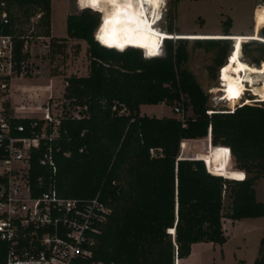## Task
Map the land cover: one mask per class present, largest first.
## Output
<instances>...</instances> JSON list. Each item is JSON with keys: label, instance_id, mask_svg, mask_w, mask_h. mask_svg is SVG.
<instances>
[{"label": "trees", "instance_id": "trees-1", "mask_svg": "<svg viewBox=\"0 0 264 264\" xmlns=\"http://www.w3.org/2000/svg\"><path fill=\"white\" fill-rule=\"evenodd\" d=\"M0 2L8 16L6 23L0 22V35L11 37L15 73L27 58L20 20L28 22L39 14L31 34L49 38L51 60L66 56L69 39L86 43L88 73L64 76L62 98L69 102L71 115L60 119L59 138L51 143L56 170L38 165L37 156L44 150L40 146L31 151L29 173L34 195L49 189L66 198L98 195L111 207L94 259L105 264H173L175 254L187 257L194 243L223 244V218L264 217L255 191L256 182L264 178V100L208 113V95L185 65L187 39L166 38L162 54L147 56L124 37L95 34L109 10L121 16L120 0H104L102 20L99 11L89 7L68 13L66 37L51 35L52 0ZM170 24L166 29L172 34ZM228 31L225 27L223 34ZM193 42L214 51L215 64L223 65L228 40ZM258 42L259 55L251 63L264 61V43ZM246 46L241 47L244 53ZM72 49L77 56L80 43ZM159 103L172 108L179 104L184 120L141 114V105ZM19 122L26 120H13ZM201 138L211 158H178L183 140ZM220 149H228V154ZM225 171L243 172L245 178L230 179ZM2 256L0 242V262ZM252 264H264V238Z\"/></svg>", "mask_w": 264, "mask_h": 264}, {"label": "rangeland", "instance_id": "rangeland-1", "mask_svg": "<svg viewBox=\"0 0 264 264\" xmlns=\"http://www.w3.org/2000/svg\"><path fill=\"white\" fill-rule=\"evenodd\" d=\"M135 5L136 2L134 3ZM87 7L94 11L97 10L96 12L99 11V19L102 20L105 8L104 0H98L96 7L91 5L82 6L79 0H52V34L56 37H66L67 14L81 11ZM173 11L174 15L171 18L170 15ZM261 12H264V0H163V3L159 5V19H157L156 27L167 31L166 28L171 22L170 25L174 32L170 36L173 35V37L191 34H223L225 33V27L229 28V35H262L264 33V24L260 25L259 28L257 27V14ZM35 19L33 16L29 18L28 22L20 20V24H18L25 31L26 36L23 44L25 46L23 50L27 52V59L23 62V69L19 73H11L5 82L0 80V101L1 103L6 102L7 107H11V105L29 107L32 109L30 112L34 115H40L42 112L34 111H39L37 107L44 102L53 99L55 102L63 101L64 76L87 74L89 62L85 53L86 43L76 39L68 40L66 56L56 55L54 60H51L50 56L52 53H49L47 45L49 38L36 37L31 34V31H34L33 23ZM117 19L119 22H116ZM106 20H112L113 23L106 26L104 21L96 30V35L124 37L121 32L124 20L122 1L121 16L116 17L115 13L109 10ZM93 37L95 39L96 36L93 35ZM172 40L175 41L177 38ZM187 40L188 57L185 65L195 75L200 86L208 95V106L210 109L207 111L208 113H211L212 109L230 112L236 106L246 102L255 104L264 100V61L261 63L259 61L258 64L251 63L259 55V51L256 49L258 46L257 39H245L242 41L241 47L243 44H247L246 52L244 53L243 49L240 50L239 63L233 64L235 66L233 69H237L235 71L229 69V59L237 40H228V50L220 68L215 64L214 51L209 52L203 48L195 47L193 41L198 39L190 38ZM75 43H80L81 46L77 56L74 55L72 49V45ZM162 49L163 46H161L160 54L163 53ZM142 55H145L144 51ZM30 57H32V61L28 59ZM240 64L246 65V67L240 69ZM226 67L228 71L224 72ZM249 69H255V71H249ZM55 71L59 74L53 75ZM241 71H243L244 76L243 84L233 88L234 91L239 92V95L226 94L223 91L224 86L221 85L223 76L233 79L234 82V79L240 76ZM47 84L50 85V88H35V86ZM26 86L34 87L30 88V90L22 91L21 88ZM49 92H51L52 96L47 98L50 94ZM233 104L235 106L232 109L231 106ZM140 109L141 114L148 116L176 117L172 107L164 103L156 105L143 104ZM189 114H191L190 109L186 112V115ZM206 144L205 138L183 140L178 158L209 159L211 155L206 151ZM204 164L206 165L205 162ZM224 173L230 179L236 178L240 174H243V179L245 178V173L243 172L225 171ZM255 191L257 200L264 205V178L256 182ZM222 230L226 237V241L223 244L212 242L194 243L191 246L189 255L180 259V264H252L258 255L261 239L264 238V217L242 218L235 221L223 218ZM172 239L174 240L173 233Z\"/></svg>", "mask_w": 264, "mask_h": 264}, {"label": "built area", "instance_id": "built-area-1", "mask_svg": "<svg viewBox=\"0 0 264 264\" xmlns=\"http://www.w3.org/2000/svg\"><path fill=\"white\" fill-rule=\"evenodd\" d=\"M7 17L0 2V22L6 23ZM11 50V37L0 35V80L4 82L15 73ZM68 105L64 99L48 101L37 107L42 114L34 116L29 107L11 111L0 101V264H105L93 255L98 235L111 213L110 206L98 195L66 198L54 189L32 194L31 151L44 146L37 163L52 172L56 170L51 143L59 138L60 119L65 113L71 115ZM172 110L184 120L179 104ZM72 116L79 117L75 111ZM15 119H25L26 123H13ZM173 264H180L176 254Z\"/></svg>", "mask_w": 264, "mask_h": 264}, {"label": "bare ground", "instance_id": "bare-ground-1", "mask_svg": "<svg viewBox=\"0 0 264 264\" xmlns=\"http://www.w3.org/2000/svg\"><path fill=\"white\" fill-rule=\"evenodd\" d=\"M122 1V9L124 8L125 3L127 0H121ZM136 0H132V8L127 10L128 14L135 17V20H129L128 16L125 14V11H123V26H122V34L124 38L127 40L128 45L130 46H137L143 49L145 55L147 56H155V55H149V52L152 50H155L157 52L156 55L160 54L161 46L163 45V41L165 38L173 37L170 36L171 33L161 30L156 27L157 25V15L159 6H155L151 3H143L142 5L136 2V5L134 6V3ZM160 5V4H159ZM143 11L144 15H139V13ZM139 21H144L145 23H139ZM147 25H150L151 28L149 29ZM178 35V34H176ZM180 35V34H179ZM175 36V35H174ZM183 36H189L193 39H199V38H224V39H234L236 37H256L257 40L264 41V36L262 35H248V34H232L226 36L225 34H191V35H182V36H175V37H183ZM163 37V39H162ZM236 40V39H234ZM245 40V39H244ZM162 41V43H161ZM243 40H240V45L242 44ZM161 43V44H160ZM237 43V42H236ZM143 45V46H142ZM158 46V47H157ZM121 50V49H120ZM235 52V47L231 53V56ZM240 57V53H239ZM238 57V58H239ZM231 58V57H230ZM230 65L229 69L232 70L235 68V62H231V59H229ZM234 64V65H233ZM243 71H241L240 76L238 78L233 79L223 76L221 85L224 86L223 91L226 94H229V87L232 88L239 87L241 84H243ZM231 94V93H230ZM229 94V95H230Z\"/></svg>", "mask_w": 264, "mask_h": 264}, {"label": "snow or ice", "instance_id": "snow-or-ice-1", "mask_svg": "<svg viewBox=\"0 0 264 264\" xmlns=\"http://www.w3.org/2000/svg\"><path fill=\"white\" fill-rule=\"evenodd\" d=\"M109 2L115 4L116 0H109ZM136 2L141 4V5L143 3H151V4H154L155 6L158 7L159 4L162 2V0H136ZM81 3H82V6L91 5L92 7H96L97 3H98V0H81ZM131 8H132V0H127V2L124 5V8L122 10L125 11V14L128 16L129 20H133L134 21L135 17H133L132 15L128 14V11H127V10H129ZM139 15H141V16L144 15L143 11H141L139 13ZM156 18L159 19V16L157 15ZM116 22H119V20L117 19ZM104 23L107 26V25L113 23V21L112 20H105ZM139 23H145V22L144 21H139ZM262 24H264V12H261V13L257 14V27L259 28L260 25H262ZM147 27L149 29L151 28L150 25H147ZM255 38L256 37H236V38H234V39L237 40V43L235 45V52L233 53V55L230 58L231 62L239 63L238 57H239V53H240V50H241V45H240L239 41L240 40H244V39H255ZM101 39H103V37H101ZM119 46L123 47V45H119ZM156 54H157V52L155 50H152V51L149 52V55H156ZM245 67H246V65H243V64L239 65L240 69H243ZM233 70L235 71L237 69H233ZM227 71H228V68L226 67L224 69V72H227ZM249 71H255V69H249ZM225 78L227 79V77H225ZM229 92L232 93L233 95H239V92L238 91H234L231 86L229 87ZM219 151L224 153L225 155L228 154V149H220ZM236 178L237 179H243V174L238 175Z\"/></svg>", "mask_w": 264, "mask_h": 264}, {"label": "crops", "instance_id": "crops-1", "mask_svg": "<svg viewBox=\"0 0 264 264\" xmlns=\"http://www.w3.org/2000/svg\"><path fill=\"white\" fill-rule=\"evenodd\" d=\"M51 35L52 36H54L53 34H52V29H51ZM56 37V36H55ZM23 51H25V50H23ZM26 52V51H25ZM27 59V58H26ZM28 59H31V61L33 60L32 59V57H30V58H28ZM23 64V63H22ZM21 69H23V66H22V68ZM37 69H40V68H37ZM63 86H65V85H63ZM34 86H26V87H22L21 88V90L23 91V90H26V89H28V90H30V88H33ZM36 87H44V88H50V85L49 84H47V85H38V86H35V88ZM45 93H47V92H45ZM45 93H43V94H45ZM50 94H49V96L47 97V98H50L52 95H51V92H49ZM52 101H54V99L53 100H51L50 102H52ZM48 101H46V102H44L42 105H40V106H38V107H43V105H45L46 103H47ZM8 106V105H7ZM6 106V107H7ZM7 108H9V109H11V111H12V109H17L18 108V110H20V109H22V108H26V106H23V105H19V106H12L11 105V107H7ZM37 110H39V109H37ZM34 112H42V111H34ZM32 115H34V114H32ZM34 116H39V115H34ZM183 259V258H182Z\"/></svg>", "mask_w": 264, "mask_h": 264}, {"label": "clouds", "instance_id": "clouds-1", "mask_svg": "<svg viewBox=\"0 0 264 264\" xmlns=\"http://www.w3.org/2000/svg\"><path fill=\"white\" fill-rule=\"evenodd\" d=\"M79 3L82 5V3H81V0H79ZM161 3H163V0H162V2ZM166 39V38H165ZM177 39H179V38H177ZM225 40H228V39H225ZM100 42V41H99ZM102 44V43H101ZM113 48V47H112ZM115 49H118V48H115ZM202 160V159H201ZM204 161V160H203ZM205 162V161H204ZM207 168V167H206ZM208 170V169H207ZM210 172V171H209Z\"/></svg>", "mask_w": 264, "mask_h": 264}, {"label": "water", "instance_id": "water-1", "mask_svg": "<svg viewBox=\"0 0 264 264\" xmlns=\"http://www.w3.org/2000/svg\"><path fill=\"white\" fill-rule=\"evenodd\" d=\"M228 40H229V39H228ZM231 49H232V48H231ZM231 49H230V50H231ZM229 52H230V51H229Z\"/></svg>", "mask_w": 264, "mask_h": 264}]
</instances>
